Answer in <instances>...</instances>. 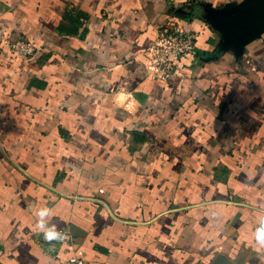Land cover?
I'll return each instance as SVG.
<instances>
[{
    "label": "crops",
    "instance_id": "crops-1",
    "mask_svg": "<svg viewBox=\"0 0 264 264\" xmlns=\"http://www.w3.org/2000/svg\"><path fill=\"white\" fill-rule=\"evenodd\" d=\"M238 1L0 0L38 48L0 46V264H264V34L236 56L200 16ZM161 25L197 33L166 83Z\"/></svg>",
    "mask_w": 264,
    "mask_h": 264
},
{
    "label": "built area",
    "instance_id": "built-area-1",
    "mask_svg": "<svg viewBox=\"0 0 264 264\" xmlns=\"http://www.w3.org/2000/svg\"><path fill=\"white\" fill-rule=\"evenodd\" d=\"M197 33L181 25H161L152 44L145 51L148 77L166 83L176 73L177 63L196 49ZM0 46L16 57L30 58L37 52L35 43L24 37L10 38L0 32ZM72 262L76 258L71 259Z\"/></svg>",
    "mask_w": 264,
    "mask_h": 264
},
{
    "label": "water",
    "instance_id": "water-1",
    "mask_svg": "<svg viewBox=\"0 0 264 264\" xmlns=\"http://www.w3.org/2000/svg\"><path fill=\"white\" fill-rule=\"evenodd\" d=\"M200 16L218 35L216 48L239 56L264 34V0H239L220 6L204 4Z\"/></svg>",
    "mask_w": 264,
    "mask_h": 264
},
{
    "label": "clouds",
    "instance_id": "clouds-1",
    "mask_svg": "<svg viewBox=\"0 0 264 264\" xmlns=\"http://www.w3.org/2000/svg\"><path fill=\"white\" fill-rule=\"evenodd\" d=\"M49 214L50 209H48L47 207L41 208L37 212V216L39 217V219L36 222L35 228L38 235L42 234L43 239L49 244H52L54 240L58 239L60 233L56 232L55 229H49L46 227L44 218ZM260 223L261 226L254 232V240L257 246H259L260 248H264V216H261Z\"/></svg>",
    "mask_w": 264,
    "mask_h": 264
},
{
    "label": "rangeland",
    "instance_id": "rangeland-1",
    "mask_svg": "<svg viewBox=\"0 0 264 264\" xmlns=\"http://www.w3.org/2000/svg\"><path fill=\"white\" fill-rule=\"evenodd\" d=\"M222 264H224V263H222Z\"/></svg>",
    "mask_w": 264,
    "mask_h": 264
}]
</instances>
